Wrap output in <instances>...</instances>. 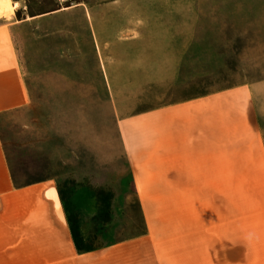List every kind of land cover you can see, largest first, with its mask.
Listing matches in <instances>:
<instances>
[{
    "label": "crops",
    "instance_id": "crops-1",
    "mask_svg": "<svg viewBox=\"0 0 264 264\" xmlns=\"http://www.w3.org/2000/svg\"><path fill=\"white\" fill-rule=\"evenodd\" d=\"M132 1L131 22L100 33L99 52L110 49L114 62L101 57L102 65L124 71L116 124L146 233L79 253L52 181L16 185L0 140V264H264V226L197 227L223 222L213 214L228 187L264 186L257 87L177 97L188 35L185 18L170 16L184 9L169 8L168 0ZM22 24L14 11L0 16V116L30 103L14 39ZM148 88L156 91L152 107L138 109Z\"/></svg>",
    "mask_w": 264,
    "mask_h": 264
},
{
    "label": "rangeland",
    "instance_id": "rangeland-1",
    "mask_svg": "<svg viewBox=\"0 0 264 264\" xmlns=\"http://www.w3.org/2000/svg\"><path fill=\"white\" fill-rule=\"evenodd\" d=\"M11 1L18 3L14 18L23 21L14 39L30 93L27 107L0 116L11 179L18 186L52 181L82 248L136 239L146 229L116 124L124 71L102 65L101 57L113 64L110 49L99 52L100 33L129 22L134 1ZM168 6L184 9V16L170 17L185 18L188 35L176 96L254 84L264 129V0H168ZM141 93L138 109L148 110L156 91ZM243 183L226 189L213 214L223 222L198 229L264 226V186Z\"/></svg>",
    "mask_w": 264,
    "mask_h": 264
},
{
    "label": "trees",
    "instance_id": "trees-1",
    "mask_svg": "<svg viewBox=\"0 0 264 264\" xmlns=\"http://www.w3.org/2000/svg\"><path fill=\"white\" fill-rule=\"evenodd\" d=\"M61 201H62L63 207L65 209L64 200H63L62 196H61ZM65 211H66V209H65ZM67 221H68V224H70V231H71L72 240H73L75 249H77V251L80 253L90 251L91 249L82 248L81 245L79 244V241H78L79 231L77 229H74L71 227V222H70V218L68 217V215H67Z\"/></svg>",
    "mask_w": 264,
    "mask_h": 264
},
{
    "label": "bare ground",
    "instance_id": "bare-ground-1",
    "mask_svg": "<svg viewBox=\"0 0 264 264\" xmlns=\"http://www.w3.org/2000/svg\"><path fill=\"white\" fill-rule=\"evenodd\" d=\"M17 6L16 2L12 4L10 0H0V16L8 17Z\"/></svg>",
    "mask_w": 264,
    "mask_h": 264
}]
</instances>
